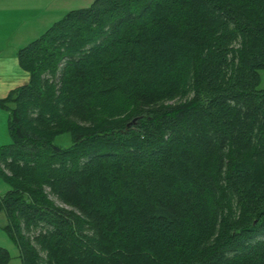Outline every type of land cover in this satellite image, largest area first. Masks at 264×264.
<instances>
[{"label":"trees","instance_id":"1","mask_svg":"<svg viewBox=\"0 0 264 264\" xmlns=\"http://www.w3.org/2000/svg\"><path fill=\"white\" fill-rule=\"evenodd\" d=\"M17 58L0 210L22 264H264V0H92Z\"/></svg>","mask_w":264,"mask_h":264},{"label":"crops","instance_id":"2","mask_svg":"<svg viewBox=\"0 0 264 264\" xmlns=\"http://www.w3.org/2000/svg\"><path fill=\"white\" fill-rule=\"evenodd\" d=\"M91 2L92 0H0V99L29 81L28 72L19 65L17 51L37 38L67 11L86 7ZM1 109L0 147L10 142L8 112ZM6 224L7 222L3 229Z\"/></svg>","mask_w":264,"mask_h":264},{"label":"rangeland","instance_id":"3","mask_svg":"<svg viewBox=\"0 0 264 264\" xmlns=\"http://www.w3.org/2000/svg\"><path fill=\"white\" fill-rule=\"evenodd\" d=\"M260 74V82L258 87L264 88V70L259 71ZM1 109V108H0ZM1 111L6 112V110L1 109ZM2 125V123H0ZM57 145H68L71 143V139L67 135L60 136L55 139L54 141ZM9 186L8 184L3 180V178H0V198L4 195L6 190H8ZM7 222V217L4 214V211L1 210L0 213V246L7 248L9 250V253L11 255L10 260L5 264H22L21 259L19 257V251L14 243V241L9 237L7 232L3 229V226Z\"/></svg>","mask_w":264,"mask_h":264}]
</instances>
